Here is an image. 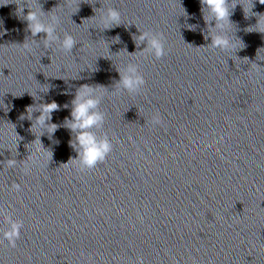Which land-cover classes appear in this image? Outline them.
<instances>
[{
  "label": "water",
  "instance_id": "water-1",
  "mask_svg": "<svg viewBox=\"0 0 264 264\" xmlns=\"http://www.w3.org/2000/svg\"><path fill=\"white\" fill-rule=\"evenodd\" d=\"M239 2L251 14L230 8L237 49L220 50L201 0H0V264H264V3ZM18 4L56 15L71 52L33 36ZM107 8L119 25L104 28ZM143 31L165 55L141 52ZM129 64L136 93L116 89ZM83 85L102 97L92 131L113 145L92 168L66 126ZM52 101L42 147L32 125ZM7 216L23 225L15 247Z\"/></svg>",
  "mask_w": 264,
  "mask_h": 264
},
{
  "label": "clouds",
  "instance_id": "clouds-1",
  "mask_svg": "<svg viewBox=\"0 0 264 264\" xmlns=\"http://www.w3.org/2000/svg\"><path fill=\"white\" fill-rule=\"evenodd\" d=\"M261 3L262 0H260ZM240 3L239 0H233L230 4L229 0H201V5L205 11L204 19L210 24V38L211 48L220 50L237 49V42L233 41L227 35V29H229V16L230 8H235L236 4ZM241 4V3H240ZM242 5V4H241ZM243 6V5H242ZM29 9L27 15L24 14V8ZM244 9L245 15L251 14V9ZM17 15L27 21L28 30L33 36L43 32L46 34L45 46H49L52 42H58L59 47L65 52H71L74 45L77 43L76 39L70 33H65L62 40H59L55 34V29L59 23V18L56 15L50 17L49 22H45L42 19L43 13L40 8H33L27 4H18ZM121 13L115 8H107L106 12L101 15V21L104 24V28H111L120 24ZM211 21H215V25H211ZM255 31L264 33V15H260L257 21ZM2 35V33H0ZM137 44L147 41V46L141 50L142 53L153 54L157 59L165 55V48L162 42V37L154 35L148 31H143L142 34L136 38ZM24 48H28L29 44L22 45ZM208 47V46H207ZM145 84L144 77L140 74L138 66L135 64H129L123 71H121V79L116 85L117 90H126L129 93H136L141 90ZM104 89V88H102ZM32 95V94H31ZM101 95L97 94L96 88L88 85H83L78 92L73 103V109L71 111V119L66 118V126L71 130L77 132V136L74 143L78 151L79 161L83 167L92 168L98 162L103 161L108 154L112 151V142L105 134L102 137H98L92 129L100 128L105 120V114L99 110L101 103ZM60 106L57 102L52 101L39 106L38 110L40 115L36 118L35 123L32 125L33 131L36 133V140L41 146L40 137L41 133H37L36 129H46L49 135H53L59 127L56 123H49L52 119V112L58 110ZM67 107V105H65ZM33 106H29L26 109L27 118L31 120ZM21 118H24L23 116ZM161 122L159 114H155L152 117V123L159 124ZM43 147V146H42ZM9 166H14L16 161L10 159L8 161ZM67 164V163H65ZM18 188L19 185H16ZM10 224L8 230L3 232V237L6 238L10 245L15 247L16 240L20 237V231L23 227L22 222L13 221L10 217L5 218Z\"/></svg>",
  "mask_w": 264,
  "mask_h": 264
}]
</instances>
